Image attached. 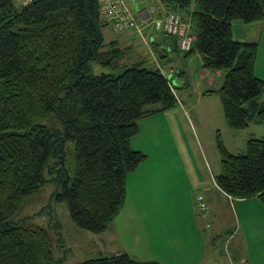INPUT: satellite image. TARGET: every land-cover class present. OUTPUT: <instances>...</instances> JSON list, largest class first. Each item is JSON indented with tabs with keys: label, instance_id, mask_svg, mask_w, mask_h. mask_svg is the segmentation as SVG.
<instances>
[{
	"label": "trees",
	"instance_id": "trees-1",
	"mask_svg": "<svg viewBox=\"0 0 264 264\" xmlns=\"http://www.w3.org/2000/svg\"><path fill=\"white\" fill-rule=\"evenodd\" d=\"M17 1L0 0V264H57L48 230L15 223L14 216L53 181L54 198L65 204L71 222L94 235L105 233L124 205L127 175L146 159L131 148L137 122L179 101L166 74L142 62L118 75L95 73L94 66L125 67L122 59L129 56L118 41L106 42L110 22L98 0ZM161 3L190 26L193 43L186 54L196 52L203 69L225 72L222 86L203 95L219 96L227 126L240 131L264 123V80L254 75L258 43L234 41L231 28L235 20L264 21V0ZM168 39L160 52L177 49V38ZM51 117L61 130L43 123ZM67 143L73 145L71 170L64 163ZM216 149L217 187L233 199L255 197L264 205V138L249 139L246 152L233 155L217 131ZM45 171L56 177L46 180ZM54 228L60 240L58 220ZM80 264L162 263L121 253Z\"/></svg>",
	"mask_w": 264,
	"mask_h": 264
},
{
	"label": "rangeland",
	"instance_id": "rangeland-1",
	"mask_svg": "<svg viewBox=\"0 0 264 264\" xmlns=\"http://www.w3.org/2000/svg\"><path fill=\"white\" fill-rule=\"evenodd\" d=\"M22 1L17 2L23 4ZM131 3V1L128 2L129 9ZM183 25L190 32L189 24L183 23ZM231 28L234 41L258 43L255 72L264 79V25L261 27L258 23L244 24L240 20H235ZM157 32L160 34L159 38H163L159 47L169 40L168 37L172 38L171 35L164 33L165 31ZM104 36L107 40L118 37L108 26L104 28ZM136 51L139 57H136L138 54L133 52L123 57L125 67L120 65L111 71L94 66L95 73L104 71L118 75L125 68L142 62L146 69H159L170 74L171 79H176L178 82L181 80L176 85L178 87L176 91L186 104L183 106L181 102H178L177 107L170 112L172 115L170 124L173 129H170L167 122L160 118L145 117L137 122L139 131L132 138L131 148L141 151L146 155V159L135 173L127 175L124 206L114 219L113 230L103 234L105 240L116 236L120 241L112 239L111 242L104 243L100 235H94L76 227L69 218L65 204L55 200L56 185L53 181L45 183L14 216L12 220L15 223L25 226L39 225L48 230L50 246L57 264H80L85 260L108 257L133 249L127 243V239H120V235L132 225L129 217L138 219L140 215L139 211L132 212V204L139 208L144 216L142 221L146 223L148 231L144 235L148 236L149 242L154 243L152 249H149L152 254L155 247L160 248L165 242L160 233L165 229L166 221L171 222L177 230L183 222L192 220V216H195V208L199 213L198 201H193L196 188L205 179L208 182L209 174L211 176L219 174L220 158L216 149V132H220L226 149L233 155L244 154L249 139L264 138V123L251 122L248 128L240 131L230 129L224 120L219 96L203 95V92L207 90H218L222 86L225 72L205 70L201 66L199 55L186 54L179 49H166L165 52H159L160 54L158 50H155L157 62L151 57L147 47L142 46ZM177 72H184L185 77L181 79L177 76ZM259 102L264 105V97ZM155 107L147 106L145 110ZM185 109L191 112L185 113ZM43 123L48 128L62 129L60 122L54 117ZM175 138L177 141L180 140L178 145L174 143ZM66 146L69 154L67 161L64 159V163L66 162V168L71 170L73 169V145L67 143ZM177 158L180 162L183 160L182 163H177ZM53 160H50V164ZM43 177L49 180L56 175L45 171ZM55 220L61 224L58 230L61 233V241L56 235ZM174 264H182V262L178 261Z\"/></svg>",
	"mask_w": 264,
	"mask_h": 264
},
{
	"label": "crops",
	"instance_id": "crops-1",
	"mask_svg": "<svg viewBox=\"0 0 264 264\" xmlns=\"http://www.w3.org/2000/svg\"><path fill=\"white\" fill-rule=\"evenodd\" d=\"M137 1L130 4V10L140 26V32L132 31L117 34L113 32L111 25H108L110 30L118 37L105 40L106 42L118 41L121 48L128 50L127 53L138 54L136 50L145 46L149 49L151 57L157 62L155 60L157 53L155 50H158V54H160L161 47L165 48L168 45L159 47L163 38H159L160 34L153 27V20L164 14L166 10L161 0ZM150 10H153V12L151 13ZM144 11L149 12L148 17H146ZM258 25L262 27L264 21L258 22ZM172 38L174 39V37ZM136 57H139V54ZM255 67L254 75L264 80L256 74ZM164 71L168 72L167 70ZM200 75L203 74L200 73ZM172 87L177 100L184 106L186 103L180 99L181 95L176 91L178 87ZM171 111L172 109L155 113L149 116L148 119L160 118L167 122L170 129H173L170 124L172 120ZM184 112L191 111L185 109ZM255 125L258 126V124ZM179 142L180 140L177 141L175 138V145H178ZM182 161L180 162L177 158V163H182ZM199 193L203 195L208 205L205 216H202L200 211L198 213L195 208V216H192V220L183 222L177 230L171 225V222L166 221L165 229L160 233L165 242L160 248L155 247L152 254L149 249H152L154 243L149 242L148 236L144 235L148 233L146 223L142 221L144 216L139 208L134 204H130L132 212L139 211L140 215L138 219H133L132 216L129 217L132 225L120 235V239H127V243L133 249L121 253L126 252L138 261L155 260L162 264H174L178 261H181L182 264H264V205L260 203L258 198L254 197L246 200L231 198L217 187L215 175L213 174L212 176L209 174L208 182L205 179L202 184L198 185L195 196ZM195 196H193V201H195ZM194 204L198 208L196 202ZM207 225H210V227L207 228ZM113 227L114 220L106 232L113 230ZM103 234L99 237L103 239L104 243L111 242L112 239L120 241L116 236H113L110 240H105Z\"/></svg>",
	"mask_w": 264,
	"mask_h": 264
},
{
	"label": "bare ground",
	"instance_id": "bare-ground-1",
	"mask_svg": "<svg viewBox=\"0 0 264 264\" xmlns=\"http://www.w3.org/2000/svg\"><path fill=\"white\" fill-rule=\"evenodd\" d=\"M29 1L30 0H24L23 1V4H26ZM167 13L169 15H172V16H175V17H181L176 12H167ZM104 15L109 20L113 32H115V31H120L121 33H123V32H132V31H134V32H140L139 24L137 23L136 18L134 16V14L131 12L130 9H129V12L124 13V14L122 13V8H119V9L113 11V12H109L108 10H105L104 11ZM148 16H149V12H148ZM115 33L119 34V32H115ZM164 33H166L168 35H171L174 38L175 37L177 38L176 39L177 40V43H176L177 49H179V50H181V51H183L185 53L191 49L190 48L188 50V45H191L193 43V35H192L191 32L185 33L183 35V38H181L180 40H178V37L175 36L174 34H171V33H168V32H164ZM164 74H166V73H164ZM167 78L169 79L171 85L174 86V87H176V85L173 84V81L176 80V79H171L170 77H167ZM195 200L198 201L199 207H200V205L202 203L205 205V207H204L203 210H207L208 209V207H207L208 205L204 201V198H203L202 195H198L197 197H195Z\"/></svg>",
	"mask_w": 264,
	"mask_h": 264
},
{
	"label": "built area",
	"instance_id": "built-area-1",
	"mask_svg": "<svg viewBox=\"0 0 264 264\" xmlns=\"http://www.w3.org/2000/svg\"><path fill=\"white\" fill-rule=\"evenodd\" d=\"M100 4L101 14L105 17L104 11L108 10L113 12L119 8H122V13L129 12L128 2L132 3L136 0H98ZM154 26L157 30L165 31L171 34H174L178 37V40L183 38V35L188 32L187 27L183 25L180 17H175L166 13L162 18H157L153 21ZM120 32V31H115ZM192 45V44H191ZM191 45H188V50L191 48ZM205 205L202 203L200 205L201 210H203Z\"/></svg>",
	"mask_w": 264,
	"mask_h": 264
},
{
	"label": "water",
	"instance_id": "water-1",
	"mask_svg": "<svg viewBox=\"0 0 264 264\" xmlns=\"http://www.w3.org/2000/svg\"><path fill=\"white\" fill-rule=\"evenodd\" d=\"M166 76H167V77H170V74H166ZM179 83H180V82H178L177 80H174V81H173V84H174V85H178Z\"/></svg>",
	"mask_w": 264,
	"mask_h": 264
}]
</instances>
